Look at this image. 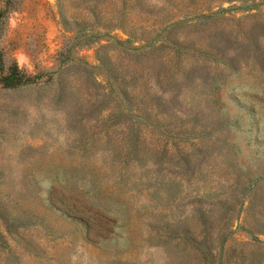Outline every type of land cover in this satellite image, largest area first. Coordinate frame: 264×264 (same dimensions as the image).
Returning <instances> with one entry per match:
<instances>
[{
    "label": "rangeland",
    "instance_id": "374dc122",
    "mask_svg": "<svg viewBox=\"0 0 264 264\" xmlns=\"http://www.w3.org/2000/svg\"><path fill=\"white\" fill-rule=\"evenodd\" d=\"M0 264H264V0H0Z\"/></svg>",
    "mask_w": 264,
    "mask_h": 264
}]
</instances>
